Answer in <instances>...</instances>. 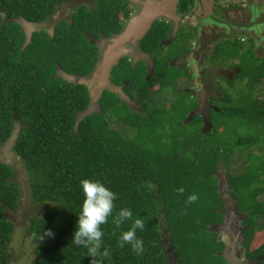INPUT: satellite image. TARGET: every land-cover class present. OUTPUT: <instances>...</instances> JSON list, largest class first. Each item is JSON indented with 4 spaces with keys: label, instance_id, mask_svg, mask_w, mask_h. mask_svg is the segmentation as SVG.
Instances as JSON below:
<instances>
[{
    "label": "trees",
    "instance_id": "1",
    "mask_svg": "<svg viewBox=\"0 0 264 264\" xmlns=\"http://www.w3.org/2000/svg\"><path fill=\"white\" fill-rule=\"evenodd\" d=\"M193 1L180 0L179 13L186 14ZM52 3L53 0H0V145L13 153L7 156L0 152V264H6L10 248L20 239L17 233L21 230L17 228H22L23 237L34 241L35 256L30 264H91L87 250L71 243L83 200L79 185L85 178L99 179L118 194L114 215L121 208H130L133 213V218L120 228L115 227L111 217L102 225L103 243L110 252L103 264H166L161 244L163 230L180 264H227L223 255L225 242L215 229L225 221V204L215 176L217 168L211 166V160L231 157L236 147L248 148L249 142L256 144V138L246 134L230 140L227 135L211 137L210 132L192 137L184 133L180 137L169 129L156 135L152 122H145L153 117L144 108L151 104L154 93L176 82L169 78L170 69H174L170 57L190 50L195 27L184 25V31L179 28L177 38L180 36L186 47L178 49L173 43L164 44L172 24L163 18L154 22L142 40L144 50L157 57L149 80L144 65L133 68L122 59L113 68V83L123 85L139 107L128 105L107 89L99 98L100 109L82 114L91 102L89 88L56 77L57 67L77 77L88 76L99 56L90 36L97 37L101 30L108 37L124 26L113 18L112 7L92 11L80 7L70 23L62 20L51 34L40 23L54 11L55 7H46ZM93 12L99 14L92 17ZM19 17L31 26L29 42L26 26L15 20ZM241 68V78L251 76L264 86V59L252 54ZM178 93L183 98L166 102L169 104L161 110L175 109L179 124L195 109L197 100L179 88ZM184 98L193 101L187 106ZM224 99V111L214 109L213 115L235 114L241 118L239 123H257L264 128V101L258 106L248 105L244 94L239 108L230 105L229 96ZM112 118L121 120L145 140L129 135L126 140L120 133V139L113 137L114 130L109 127ZM197 118L202 120L201 116ZM255 130L263 133V146L262 128ZM226 131L228 127L223 132ZM180 140L185 144L168 145ZM20 172L24 173V183L19 179ZM242 173L244 183L232 185L231 193L237 211L244 215L241 224L245 226V257L254 259V264H264V240L250 248L263 206L256 198L264 193V163L247 162ZM181 187L185 189L183 194L177 192ZM191 194L199 199L186 205ZM161 214L164 223L160 222ZM137 217L145 221V229L136 233L144 241L140 255L131 245L120 247L119 241L121 233L130 229Z\"/></svg>",
    "mask_w": 264,
    "mask_h": 264
},
{
    "label": "rangeland",
    "instance_id": "2",
    "mask_svg": "<svg viewBox=\"0 0 264 264\" xmlns=\"http://www.w3.org/2000/svg\"><path fill=\"white\" fill-rule=\"evenodd\" d=\"M246 1L247 0H218V4L219 2H221L223 5H226V7L228 6L231 7L232 11L233 10L235 11L237 9H242L244 4H246ZM193 2L195 4V0ZM103 11L105 10H99L100 13H102ZM74 14H77V12H75ZM97 14L99 13L93 12L92 17L96 16ZM188 16L189 15H187V17L185 18L186 19L185 22L179 28H181V30L184 31L185 29L184 25H190L192 27H196L194 28V31L196 32L195 38L191 40L192 42H194L192 43V46H193L192 49H196V42H197L196 38L199 35V29H198L199 24L195 22L194 17L191 16L189 18ZM189 21H192L194 24H191ZM178 35L180 34L178 33ZM224 35H227V34H224ZM238 36L239 35H236L234 37L227 36L226 39L215 43L213 45V48L210 51L209 56L211 57L216 56V60L218 59L223 60L224 58H226L224 59L223 62L219 60L218 65L222 63L225 67L226 66L227 67L236 66L238 64H239L238 67L243 66L245 63V60L243 59L249 58L250 56H252L253 53L251 52L250 48H249L250 52L246 53L245 51L246 50L245 48H247L246 44L249 43V41L243 44H240V42L239 44L237 43L236 40L240 41V38ZM179 38L180 36H178L177 40L173 42L174 45L173 44L171 45L177 46L178 49H181V48L185 49L186 45L183 42L181 44V41H180L181 38L180 39ZM247 39L250 40L249 37H247ZM224 51L225 52L231 51V54L233 56L223 55L222 52ZM137 66L141 68L140 64H138ZM173 71H175V69H173ZM180 74L182 76L177 75L173 77L174 73H172L170 69L169 78H175V80L179 79L177 83L174 81V83L176 84V87L174 86V83H173L172 87L171 86L164 87L162 90H159L156 93H154L152 102H151V104L153 105L148 104V106L144 108L147 112H150L151 114H153L152 115L153 117H151V119L149 120H146L145 122L146 123L152 122L156 135H162L167 129H169L171 132H174L180 137H183L184 133L192 137L198 133H200V136L201 135L203 136L204 134H206V132L207 133L210 132V135H212L211 137H214L215 135H218V136L227 135V138L230 140H234L239 135L243 136L246 134L250 136L249 138L253 137V140L254 138H256L255 140L256 144L252 145L249 142L248 148L236 147L233 150L231 157H225L224 159H221L217 162L214 160H211V166H216L217 168L215 172V176L217 177L218 189L221 193V196L225 204L224 209H223L224 214H225V221L219 227V236L225 242L226 247H225L224 255L227 258V261H228L227 264H251V260L245 257V249L242 245L243 238L241 236V232L242 230L245 229V227L241 224V220L244 215L237 211L236 199L231 193L232 192L231 186L232 185L238 186L244 183V176L242 172L247 162L249 163L250 161H252L253 165H257L258 162L262 164L264 163V143H263V146L261 144V137L263 133L260 132L259 130H255V129L262 128L264 132V128L262 127L261 124H257V123H254L252 126H250V124L246 122L239 123L241 118H237L235 114L234 116H227L224 113H222L218 116L217 114L213 115L212 112H211V123L205 124V119L202 115H200L202 117V120L197 118L199 115H194L192 116L191 119H190V116L188 117V115H190V113H194L196 109H193L192 111H190V113L184 118V121L178 124L177 122L180 121V117L178 116V113H175V109H169L170 111L168 112L162 111L161 109L164 110V108H166L167 105L170 103L169 101L176 102L178 101V97L183 98V96L178 93V88L180 86L181 91H186L185 88L188 86V83H187L188 81H186L187 77H185L186 76L185 72H184V75L183 73H180ZM217 83H218L219 91L222 93V96H219L218 99L215 100V102L218 105L214 107L215 109H219L220 111H224L223 108L227 106V103L225 101L226 99H224V96L227 95L229 97H233L230 105L233 107L240 108L243 106V103H244V100L242 99V97L244 98V94L245 93L248 94V92H251V93L255 92V90L252 92L253 87H248V88L245 87L244 82L241 81V78L236 79L234 81L235 85L233 84L234 86H231V87H228L227 82L225 81L224 83H222L221 79H218ZM154 87L158 88V85H155ZM261 87L262 86L259 85L258 88L260 89L257 90L258 94L264 93ZM193 88L197 89L196 91H199L198 90L199 88H196V85H193ZM215 88L217 87L215 86V83H214L213 88H212L213 90L209 92L210 95H212L213 92L215 94V91H214ZM253 96H255V93H253ZM260 97L264 99V95H261ZM184 99H185V103L187 106H189L191 102L193 101V99H190V98H184ZM250 99L251 98L245 99L248 105L254 103ZM166 102H169V103H166ZM109 123H110L109 127L114 130V134H112L113 137H116V138L118 137V139H120L119 136L121 135L122 137L126 139L129 135V136H136V138L138 137L139 141L145 140V138L142 137L141 135H137L136 130L130 129L129 127H127V124L125 125L121 120L113 119ZM227 127H228V131L223 132ZM117 132H118V135L115 134ZM239 132H243V133L239 134ZM222 138H225V137H222ZM150 143L153 144L152 141ZM174 144L184 145L185 143L183 140H180L177 142L169 143L168 145L174 146ZM0 152L6 153L7 156L13 154L12 151H10V149L8 151V147L4 145H0ZM12 159L14 160V163H15L17 157L15 156ZM16 166L18 169L21 170V168L19 167V164H17ZM22 173L20 172L18 174H19V179L22 180L21 183H24V180L22 179ZM256 200L263 202V206L260 210L261 216L257 220V224H256L257 229H255V232L253 233L251 241H250L251 249L257 247L264 240V193L257 196ZM34 208H37V207L34 205ZM37 212L41 213L40 211H37ZM159 218L161 220L160 222L164 223L162 214L159 216ZM19 223L24 224L23 221ZM163 229L165 228L163 227ZM18 230H21L20 232L17 233L18 234L17 238H20V239L17 241V243H14L13 247L10 248L6 264H30L35 256L34 255L35 244H33L34 241L32 242L31 238L23 237V235L25 234L22 228H17L16 231ZM163 233L164 234H163L161 244L164 247L166 264H179L176 261L175 254L173 253L172 248L169 244L168 238L166 236L167 233H165L164 230H163Z\"/></svg>",
    "mask_w": 264,
    "mask_h": 264
},
{
    "label": "flooded vegetation",
    "instance_id": "3",
    "mask_svg": "<svg viewBox=\"0 0 264 264\" xmlns=\"http://www.w3.org/2000/svg\"><path fill=\"white\" fill-rule=\"evenodd\" d=\"M53 1H54V4L52 3L53 5L51 4L46 7H55L54 11L49 15V17L45 21L40 23V27L44 28L51 34L56 24L61 22L62 20L70 23V18L73 16L75 11L80 7H88L89 11L94 10L96 7H109V8L112 7L113 18H116V20L119 21L121 25L125 26L128 19L132 17L135 13H137L139 8L143 6L142 1H138V0H53ZM192 7L193 9H191V11H188L186 14H183V13L179 14L181 15V21L179 22V27L185 22L186 20L185 18L187 17V15H189L188 16L189 18L191 16L194 17L195 22L199 25L202 21H203V24H205L206 19H208L207 27L209 29V32L202 33V34L199 33V35L196 38L197 40L196 49H198V53H197L198 55H203L206 53L208 54V52L210 53L212 48L208 47L209 45L207 44V41L210 40L211 38L210 32H213L216 30L221 35L227 34L225 35L226 37L227 36L234 37L238 34H243L246 37V39L247 37H249L250 39L258 41L260 43L259 44L260 46L261 45L264 46V0H247L246 4H244L243 6L245 8L242 7V9H237L233 13L234 16L232 17L231 20L233 21L235 20L236 25L230 23L228 25L225 24L226 26L225 25L223 26L221 24L223 18H226L224 16V9L231 8V7L223 8V4L221 2H219L218 4V0H195V4H193ZM198 7H204L205 11L203 14L197 15L196 9H198ZM209 8L211 11L209 14H207V10ZM161 18L165 19V21L169 22L170 24L172 23L171 21L167 20L164 17H160L159 19ZM189 22L191 24H194L192 21H189ZM25 26H26L25 31L27 32V37H28V35H30L31 26L28 23H25ZM172 32L173 31L171 28V32L169 34L170 38H172L171 37ZM111 34L112 35L107 37L100 30L97 37L90 36V41L94 43L98 49V52H99L98 60L101 56L103 49L108 43L109 38L111 36H114V34L116 33H111ZM142 40L143 39H141L138 43H136V45L131 44L130 48H132V51L129 52L127 55H124L123 57H121L119 61H121L122 59H125L132 65L133 68H135L138 64L144 65L146 69L145 77H146V80H149L155 72V67L157 64V57L155 56V54L144 50L142 46ZM246 41H248V39ZM192 43L194 42L191 41V44ZM165 44L168 45V43H165ZM143 52L150 53L151 59L153 61V69L151 71L152 73L149 78H147L148 65L147 63H145L146 61L141 58V53ZM190 52L191 51L183 50L181 51L180 56L189 55ZM112 70L110 72V81L112 82V84H114L113 78H112ZM191 70L192 69L188 68L186 69V72L188 74L189 73L192 74ZM211 72L212 71L209 67H206V68L204 67V69H200V76H199V81L202 82V86L204 87V89H206L209 92L213 90L212 89L213 83L211 81V76H210ZM195 80H196V77H191V76L188 77L189 87L187 86L185 89H186V92L192 95L196 94V97H200L201 95L199 93L200 91H196V89L191 88ZM123 91H124V87H123ZM214 91L216 94L217 92L216 88L214 89ZM215 94L213 92V95ZM130 101H131L130 103L126 101L125 102L132 107H135V108L139 107V105L131 98H130ZM199 101L201 102V100ZM210 108H211L210 109L211 111L215 109L213 104L210 105Z\"/></svg>",
    "mask_w": 264,
    "mask_h": 264
},
{
    "label": "water",
    "instance_id": "4",
    "mask_svg": "<svg viewBox=\"0 0 264 264\" xmlns=\"http://www.w3.org/2000/svg\"><path fill=\"white\" fill-rule=\"evenodd\" d=\"M138 1H142L143 6L139 8L137 13L128 19L124 28L119 33L109 38L92 73L85 77H77L57 67L56 77L60 76L69 82L81 83L89 88L91 102L82 114H91L93 111L100 109L99 98L103 95L104 90L107 89L117 94L121 100L128 103L131 102L129 96L123 91V85L112 84L110 81V72L121 57L132 51L130 45H136V43L146 36L157 19L164 17L171 21L173 31L171 37L173 39L176 37L175 35L179 28V22L181 21V15H179L180 13L178 11L180 0ZM15 20L24 25L26 23L22 17L16 18ZM172 38H170L171 41ZM29 39L30 35H28L26 42H29ZM171 41L168 40L167 43ZM141 58L145 60V63L148 65L147 78H149L153 69V61L150 53H141ZM195 114L202 115L205 119V124L211 123L208 113L206 114L204 111L198 109L195 111ZM189 116L191 118L192 114Z\"/></svg>",
    "mask_w": 264,
    "mask_h": 264
},
{
    "label": "clouds",
    "instance_id": "5",
    "mask_svg": "<svg viewBox=\"0 0 264 264\" xmlns=\"http://www.w3.org/2000/svg\"><path fill=\"white\" fill-rule=\"evenodd\" d=\"M176 38L177 35L171 41L169 35V38L164 42V44L167 43L168 40H170L171 42L168 43V45H170L176 40ZM209 117L211 122V116L209 115ZM79 186L83 195V200L80 207V213L77 216L78 220L76 230L73 233L71 243L75 247H82L87 250V256L92 257L91 264H103V259L105 257H108L110 255V252L103 243L104 232L102 229V225L107 224L109 218L111 217L115 227L120 228L121 225H123L126 221L133 218V213L130 208H121L114 215L115 201L118 198V194L112 191L110 187H108L101 180L85 178L80 181ZM184 191L185 189L183 187L177 189V192L180 194H183ZM198 199V195L191 194L187 197L185 203L186 205H190L195 203ZM221 225H218L216 227L218 231ZM144 229V219L141 217L135 218L131 228L121 233L119 237L120 247L131 245L132 250L137 255L142 254L144 252V241L143 239L138 238L136 233L137 230L143 231ZM49 235H51V233H49ZM175 258L178 262L176 254Z\"/></svg>",
    "mask_w": 264,
    "mask_h": 264
},
{
    "label": "crops",
    "instance_id": "6",
    "mask_svg": "<svg viewBox=\"0 0 264 264\" xmlns=\"http://www.w3.org/2000/svg\"><path fill=\"white\" fill-rule=\"evenodd\" d=\"M224 7H226V5H223V8ZM191 9H193V7ZM191 9L189 11H191ZM204 11H205L204 7H198V9H196L197 15L203 14ZM210 11L211 10L209 8L207 10V14H209ZM234 12L235 11L234 10L232 11L231 8L224 9V16L226 18H223V20H222L221 24L223 26L225 24L228 25L230 23L236 25L235 20L234 21L231 20L232 17L234 16L233 15ZM233 19H235V18H233ZM207 23H208V19H206V23L205 24H203V21L200 23V25L198 27L200 34L209 32V29L207 27ZM176 35H178V31L176 32ZM238 35H239L238 37L240 38V41L236 40L238 44H239V42H240V44H243V43L249 41V43L246 44L247 45V48H245L246 52H250L249 51V48H250V50H251V52L253 53L254 56H256V57H258L260 59H264V49H263L264 46H262V45L260 46L259 45L260 43L258 41H256V40H253V39H250V40L246 41L247 39H246V37L243 34H238ZM210 36H211L210 40L207 41V44L209 45L208 47H210V48H213V45L215 43L226 39V36L219 34L217 30L213 31V32H210ZM180 41H182V39H180ZM192 47L193 46L191 44V47H190V50H189L191 52H190L189 55L180 56V54H181V52H180V54L178 56L170 57L169 63L171 65V67H173L175 69V71H173L172 73L176 74V72H177V75L180 76V73L182 72L181 70H183L185 72V74H186L185 77H187V79L186 78H184V79H186V81H188V77H190V76L191 77H196V80L193 83V85H196V88H199L198 90L200 91L199 93L201 95H200V97H196V94L191 95L193 98H196V100H197V105H196L195 109H196V111L198 109H200V111H204V113H206V114L208 113L209 115H211L210 105L211 104H213L214 106L218 105L215 102V100L218 99L219 96H222V93L219 91V88H218V83H217L218 79H221L222 83H224V81L227 82L228 87L234 86L235 85L234 81L236 79H238V78H241L240 75L242 74V68H241L242 66L238 67V65H239L238 64L236 66H230L231 68H229L227 66L225 67L222 63H220L218 65V61L221 60V59L216 60V56H214V57L209 56V54H210L209 52H208V54L206 53V54H203V55H198L197 54L198 53V49H192ZM222 53H223V55H226V56L227 55H232L231 51H229V52H225L224 51ZM237 55H238V53H237ZM174 58H175V60H174ZM224 59H226V58H224ZM224 59L221 60V61L223 62ZM246 59L244 58L243 60H246ZM204 67L205 68L209 67L211 69V71H212L211 74H210L211 81H212L213 84L215 83V86L217 87L216 88L217 92H216L215 95H213V94L210 95L209 91L204 89V87L202 86V82L199 81L200 69H204ZM188 68L192 69L191 70L192 74H190V73L188 74L186 72V69H188ZM237 75H238V77H237ZM178 80H176V83H177ZM241 81L244 82L245 87H247V88L248 87H253L252 92L255 90V92H253V93H255V96H253V93L248 92V94L245 93V97L246 98H251L250 100L253 101L256 106H258L262 101H264V99L262 97H260L261 95H264V93L258 94V92H257V90L260 89V88H258L259 85L262 86L261 89H263V92H264L263 84H261L260 82L258 84L255 83V81L253 80V78H251V76L250 77L245 76V77L241 78ZM193 85L191 86V88H193ZM179 89H180V86H179ZM230 98H231V100L233 99V97H230ZM199 100H201V102ZM257 102H259V103H257ZM217 110H219V109H217ZM192 115H199L200 116V114H195V112L192 113ZM254 261L255 260L251 259V264H254Z\"/></svg>",
    "mask_w": 264,
    "mask_h": 264
}]
</instances>
